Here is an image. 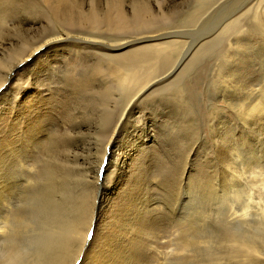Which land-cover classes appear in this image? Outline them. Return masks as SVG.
<instances>
[{
  "label": "bare ground",
  "instance_id": "bare-ground-1",
  "mask_svg": "<svg viewBox=\"0 0 264 264\" xmlns=\"http://www.w3.org/2000/svg\"><path fill=\"white\" fill-rule=\"evenodd\" d=\"M28 1H31L34 6L37 5L46 9L53 18L55 17V20H60L63 30L53 38L46 39L44 42L40 41L42 43L37 48L38 42H36L29 51L32 53L29 54L28 52L21 62L13 64L0 76V99L6 101L4 104L0 103V153L1 151L4 152L3 158L0 157V203H3L6 198H11L13 192H18L17 195H14L16 200L13 196L16 201V208L12 211L13 208L11 207V212L6 213V210L5 213L4 211L0 213V229L6 230L4 234H0V245L5 243L8 245V247H0V252L11 253L14 245H23L30 239H37L38 237L34 233L25 232L24 230V225L31 222L36 224L37 230H39L40 225H46L60 229L67 234L66 239L58 242L55 246H47L37 250L38 255L35 258L41 260L43 264H78V260L81 261L80 264H166L167 259L160 258V256L167 254L165 251L166 246L175 239V243L173 242L176 247L174 253L178 254L177 252L181 248L183 249L186 240L182 238L184 234H181V237L176 238L177 236H175L171 242L165 244L163 238V234L167 229H176L177 232L181 233L185 227V224L179 221L175 226L167 224L169 221L175 222L179 219L178 213L173 214L176 210H171L170 207L175 204L172 201L173 197L177 205L179 197L177 198L176 195L181 194L182 180L185 178L180 164L182 151L175 153L167 144L163 146L160 142L162 133L149 132V129H147V132L141 130L140 119L142 117L145 119L143 113L148 107L145 105L148 92L154 87H158V85L161 88L165 87L164 83L169 79L150 84L149 80H151L152 74L150 66H146L147 68L136 66L137 64L134 65L132 57L133 62L131 64L127 62L131 54H128V56L127 52H123V50L125 51L127 47L137 44V39L123 44L112 42L115 45L102 47V43L99 42L101 39L99 41L94 39L96 36L94 38L92 36V39L73 40L69 33L63 32V25L70 27L71 24L78 21H83V23L84 21L92 22L90 24L91 26L95 25L93 26V28L96 27L95 30L100 28L101 22L111 24L114 28H111V26L109 28V24L108 28L113 30L116 26H124L127 19L123 14L121 3H119V6L118 4H110L111 1L108 2L109 0H104L102 2H108L109 6L100 8L95 6L94 0ZM115 2H118V0H115ZM3 5L6 6V2ZM22 18L23 20L20 19L19 29L27 35L34 32L38 33L42 25L45 24L36 20V16L34 18ZM255 19L258 18L255 17ZM258 21L255 23L256 20H254L255 25L261 26ZM3 22H6L7 25V21H2L0 24ZM11 24L13 25V23ZM38 25L40 27L37 29ZM8 26L10 25L8 24ZM102 26L106 27L107 25ZM102 26L101 28H103ZM259 28L263 29L262 27ZM258 32L260 33V31ZM143 38H140L142 39L140 43L150 41L143 40ZM162 38L164 37L162 36ZM72 45L75 46L71 48ZM9 47L11 45L0 43V55ZM62 51L63 54H69L61 57L56 55ZM125 54L129 58H125ZM70 55L71 57L76 56L82 64L91 59L92 66H96L93 67L96 69L68 70V65H65L64 62L70 58ZM58 59H61L62 62ZM104 61H108L113 65L111 64L112 66L106 69H103L104 67L99 68L98 64ZM76 73L82 77H84L83 74H95L94 82L86 80L87 82L77 83L76 87L82 85L90 88H85V90L88 91V97L97 105L93 110L95 111L94 115L97 116L96 121L102 119L109 108L112 107L109 106L110 103L107 105V95L105 94L107 90L114 86L113 84H117L116 91H121V93L116 92V94H108V96L118 101L125 98L122 101L124 107L118 118H116V122L114 121L115 125H111L113 127L112 132H110L111 135L109 138L107 137L108 141L106 140L107 143L105 141L106 145L102 148H98L91 142L93 139L90 137L91 134H88L90 132H85L88 124H86L84 116H81L83 111L79 110L83 105L79 103L80 107L78 108L79 104H77L78 98H83L82 92L72 89L70 83H66L68 87L65 88L61 86L60 82H57L56 78L59 74H64V77L75 78L73 75ZM258 77L262 78V76ZM258 77H255L257 78L255 81L260 79ZM71 81L74 80L71 79ZM255 81L251 82L255 83ZM105 83L107 84L104 85ZM72 86L74 85L72 84ZM93 88H101L106 97L102 94L97 96L100 98H97L96 95L99 92L97 90L95 95L96 92L93 91ZM158 89L160 90V88ZM257 89L256 91H260ZM112 92L114 93V91ZM262 93L264 95V91H261ZM257 97L259 95L256 96L255 102H257ZM260 98L264 99L263 97ZM259 102L261 104V100ZM253 103H250V105ZM76 104L78 105L77 108L70 109L72 110L70 114L65 113L63 107L62 109L58 107L67 105L72 108ZM167 105L162 101L158 105L151 104L149 115L152 119H155L158 112L163 115H160L162 119L167 117L169 114V106ZM256 106L262 105L258 103ZM252 107L251 109H254ZM262 107L264 109V104ZM115 108L117 109V105ZM259 108L255 110L261 113L262 111H258ZM115 111H111V113ZM257 112L254 113L257 114ZM240 113L236 115H242L243 118V114ZM139 114L142 117L139 118ZM90 116L93 115L90 114ZM262 116L260 117L262 118ZM244 119H247V117H244ZM244 119L240 120L245 121ZM252 119L249 120L252 122ZM91 123L93 124V122ZM260 124L258 125L261 126ZM246 127L249 129V124ZM147 128L149 127L147 126ZM88 129H92V127ZM99 131L101 133V130ZM105 143L102 142L101 146ZM171 154L172 160H170ZM105 158L109 160L106 162L104 178L99 181V169ZM175 161H177L180 168V189L176 195L177 185L174 180L177 170L159 169L161 164H169ZM161 174L168 177L170 182L167 186L163 185L162 181H166V177L161 176ZM188 185H190V182ZM49 193L52 194L53 198L51 199L53 200L52 211L50 210L52 214L48 210L50 207L47 202L48 196H50ZM165 216L168 219H165ZM91 229H94V234L89 241L87 236ZM194 238V235L189 237L192 241ZM179 241L183 242L182 247H178ZM158 251L161 255L157 254ZM149 253H151L150 256L160 255L159 259H157L158 257L155 258L157 261L151 259L148 257ZM174 258L176 259V257Z\"/></svg>",
  "mask_w": 264,
  "mask_h": 264
},
{
  "label": "rangeland",
  "instance_id": "rangeland-1",
  "mask_svg": "<svg viewBox=\"0 0 264 264\" xmlns=\"http://www.w3.org/2000/svg\"><path fill=\"white\" fill-rule=\"evenodd\" d=\"M27 1L0 0V22L7 21V25L6 22L0 24V43L11 45L0 55V76L13 64L21 62L36 42H38L37 48L40 43L57 36L63 30L60 20L56 19V24L55 17L53 18L46 9L37 5L34 6L31 1ZM102 1L104 0H94L95 6L107 7L110 1V4H118L119 6V3H121L123 14L127 19L125 23L128 26L124 23V26H116L117 28L115 27V30H113L109 29L111 24L99 22L107 26L101 25L103 27L101 28L99 25L100 28L95 30L96 27L93 28L95 25L91 26L92 22L90 24L84 21V24L83 21H78L71 24L70 27L67 26L69 29L63 25V32L69 33L73 40L92 39V36L93 38L96 36L97 38L94 39L97 41L101 39L99 42L102 43V47L123 44L127 41L129 43V41L132 42L133 39L134 41L137 39V44L127 47L125 51L123 50V52H127V55L131 54L127 62L131 64L134 61V65L137 64L136 66L142 68L150 66L149 68L152 69L150 84L169 79L164 83L165 87L161 88L158 85L157 88L154 87L148 92L145 104L148 107L143 113L145 119L142 115H138L139 118L142 117L140 119L141 130L147 132V129H149V132L162 133L160 142L163 146L167 144L175 153L182 151L183 162L181 161L180 164L185 178L182 180L183 184L179 196L176 195L180 189V168L177 161L159 166L160 170L164 168L177 170L174 181L177 185L175 195L179 198L176 205L173 197L172 201L175 204H172L170 208L176 210L173 214L178 213L179 219L175 222L169 221L167 224L175 226L179 221L182 224L184 223L185 227L181 233L177 232L176 229H167L163 234V238L165 244H168L175 236L178 238L181 237V234H184L185 238H182L186 239L185 244L183 246V242L179 241L181 245L179 244L178 247L183 246V249L181 248L177 252L182 259L174 253V249H176L174 246L175 239L166 246L168 248L165 249L167 254L162 255L163 257L160 256L161 249L160 252H157L160 255L150 256L151 253H149L148 257L157 261L160 256L163 260L167 259L166 264H264V119H262L264 118L262 107L264 99L260 98H264L263 93L261 94V91H264V87H262L264 86V16H262L264 15V0ZM5 2L6 6L3 5ZM34 16H36V20L45 24L42 25L40 31L38 30L39 32L37 31L38 33L34 32L27 35L19 29L20 19L23 20L22 17L34 18ZM255 17L258 19H255ZM254 20H256L255 23L259 20L258 23L261 26L255 25ZM11 23L16 26L13 27ZM96 26L98 27V25ZM39 27L40 25L37 26V29ZM90 27L93 29H90ZM112 27L114 28V26ZM259 27H262L263 31ZM117 29L119 30L117 31ZM140 38L150 41L140 43L142 41ZM112 42L116 43L112 44ZM73 46L75 45H72L71 48ZM63 51L56 55L61 57L69 54H63ZM127 55L125 54V58H129L126 57ZM69 57L64 62L65 65H68V70L80 71L81 68L91 69L96 67L92 66L91 59L82 64L76 56L71 57L70 55ZM131 57L134 59L133 61ZM58 61L62 62L61 59H58ZM111 64L104 61L99 63L98 66L106 69L113 65ZM83 75L85 78L81 75L78 76L77 73L73 75L75 78L66 75L64 77V74L58 75L56 79L61 86L67 88L66 83H70L71 88L81 91L83 97L77 100V104L81 103L83 105L81 108H79L80 104L79 106L76 104L72 108L67 105L58 107L60 109L63 107L64 112L70 114L73 108L78 106L79 110L83 111L81 116H84L88 128L92 127V129L86 128L85 132H90L88 134H91L90 137L93 139L91 142L98 148H102L106 145L113 129L112 126L115 125V120L124 107L122 101L125 98L118 101L108 96V94H116V92L121 93V91H116L117 84H113L114 86L110 89L114 93L107 90L105 94L101 88H93L94 92L97 90L99 92V95L97 92L95 93V95L97 94L96 97L102 94V96L107 95V97L105 96L107 105L110 103L109 106H112L109 110L114 109L108 110L102 119L96 121L97 116L94 115L95 111L93 110L97 105L88 97V91L85 90L88 87L82 85H80L82 88L80 86V88L76 87L77 83L94 82L95 74ZM256 76H262V78L258 77L260 79L256 80L257 83L255 81ZM252 78L254 79L252 80ZM71 79L74 81H71ZM242 80L247 83L245 84ZM251 81H255L256 84ZM71 82L76 84L72 83L74 85L72 86ZM254 84L255 86H253ZM257 88L260 91H256ZM73 92L75 93V91ZM258 95L257 102L262 105L259 106L260 108L256 106L258 103L255 102ZM112 101H115L116 104ZM161 101L168 104L169 114L162 119L160 116L162 114L157 112L158 116L152 119L149 115L150 105H158ZM5 102L4 99H0V103L4 104ZM252 102L255 103L254 106V103L250 105ZM116 105L118 110L115 108ZM252 106L254 109H251ZM256 108H259L257 110L262 112H257ZM236 109L240 111L236 113L235 111H238ZM66 110H69V112ZM111 111L115 112L111 113ZM252 112H257L258 115ZM239 113L243 114V118L242 115H236ZM90 114L93 116H90ZM244 117H247V119H244ZM250 118L255 119H252L251 122ZM248 124L249 127L252 125L250 127L252 129L249 128L250 131L246 127ZM99 130H101V133ZM102 142L105 144L101 146ZM3 156L4 152L1 151V159ZM108 160V158H105L99 169V181L104 178ZM170 160H172V154ZM161 176L166 177L165 174H161ZM169 182L168 177H166V181H162L164 186H167ZM189 182L190 185H188ZM17 194V191L13 192L11 198H6L3 203H0V213H3V211L5 213L6 210V213L11 212L12 208V211L16 208V196L14 195ZM51 199H53L52 194L48 196L47 201L50 205L49 213H51V206L53 205ZM164 218L168 219L166 216ZM93 230L91 229L89 232L91 233L89 241L93 237ZM191 235L195 237L193 241L189 239ZM189 242L191 243L186 244ZM80 262V260L77 261L78 264Z\"/></svg>",
  "mask_w": 264,
  "mask_h": 264
},
{
  "label": "clouds",
  "instance_id": "clouds-1",
  "mask_svg": "<svg viewBox=\"0 0 264 264\" xmlns=\"http://www.w3.org/2000/svg\"><path fill=\"white\" fill-rule=\"evenodd\" d=\"M25 232H31L38 237L35 240H29L23 245H14L11 253L0 252V264H43V262L35 258L38 249H43L47 246H55L58 242L66 239L67 234L55 227L40 225L39 230L34 223H26L24 225ZM6 230L0 229V234H4ZM91 238V233L88 234V239ZM0 247H8L7 243Z\"/></svg>",
  "mask_w": 264,
  "mask_h": 264
}]
</instances>
